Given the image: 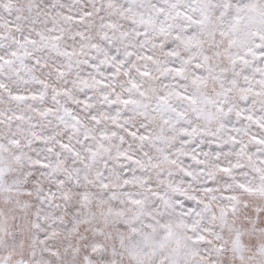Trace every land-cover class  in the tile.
<instances>
[{
	"label": "snow or ice",
	"instance_id": "1",
	"mask_svg": "<svg viewBox=\"0 0 264 264\" xmlns=\"http://www.w3.org/2000/svg\"><path fill=\"white\" fill-rule=\"evenodd\" d=\"M0 264H264V0H0Z\"/></svg>",
	"mask_w": 264,
	"mask_h": 264
}]
</instances>
